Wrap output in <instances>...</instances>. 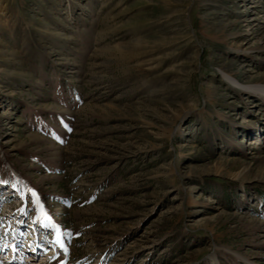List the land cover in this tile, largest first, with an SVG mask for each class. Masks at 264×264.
Here are the masks:
<instances>
[{"label":"rangeland","instance_id":"rangeland-1","mask_svg":"<svg viewBox=\"0 0 264 264\" xmlns=\"http://www.w3.org/2000/svg\"><path fill=\"white\" fill-rule=\"evenodd\" d=\"M223 73L264 84V0H0V264H264V94Z\"/></svg>","mask_w":264,"mask_h":264},{"label":"bare ground","instance_id":"bare-ground-1","mask_svg":"<svg viewBox=\"0 0 264 264\" xmlns=\"http://www.w3.org/2000/svg\"><path fill=\"white\" fill-rule=\"evenodd\" d=\"M223 75L229 79L230 82L240 86V87H243L245 89H248V90H253V91H258L262 94H264V84H259V83H256V84H249V85H243V84H240L238 81H236L233 77H231L229 74H225L223 73ZM31 260V259H29Z\"/></svg>","mask_w":264,"mask_h":264},{"label":"trees","instance_id":"trees-1","mask_svg":"<svg viewBox=\"0 0 264 264\" xmlns=\"http://www.w3.org/2000/svg\"><path fill=\"white\" fill-rule=\"evenodd\" d=\"M255 195L264 204V191H262V190H256Z\"/></svg>","mask_w":264,"mask_h":264},{"label":"snow or ice","instance_id":"snow-or-ice-1","mask_svg":"<svg viewBox=\"0 0 264 264\" xmlns=\"http://www.w3.org/2000/svg\"><path fill=\"white\" fill-rule=\"evenodd\" d=\"M31 191V190H29ZM33 195L35 196V193L33 192ZM43 218L49 223L50 226L55 227L54 225H51V221L50 218L47 217V214H43ZM61 247H63V245L61 244Z\"/></svg>","mask_w":264,"mask_h":264}]
</instances>
